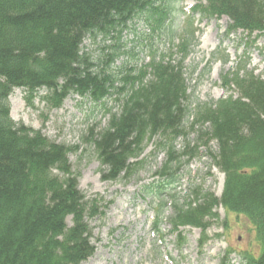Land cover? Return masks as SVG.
<instances>
[{
  "label": "trees",
  "instance_id": "16d2710c",
  "mask_svg": "<svg viewBox=\"0 0 264 264\" xmlns=\"http://www.w3.org/2000/svg\"><path fill=\"white\" fill-rule=\"evenodd\" d=\"M180 1L0 0V264H84L96 252L90 221L107 206L80 190V173L70 162L77 148L12 118L16 89L30 107L38 96L51 110L79 96L106 112L107 124L82 137L103 182H130L154 141L153 156L166 160L153 175L158 181L141 191L159 200L154 230L162 236L168 224L180 251L186 244L180 230H201L203 249L223 208L248 219L260 243L259 255L244 253L240 264H264V78L239 62L221 74L222 88L232 94L193 108L185 62L197 46L194 15L183 27L169 23ZM196 2L194 14L229 19L227 36L264 34V0ZM139 20L153 32L167 27L171 41L179 33L175 52L155 51L139 64L122 43ZM204 157L224 175L221 197L201 183L177 192L190 175L183 168ZM234 253L227 250L219 264H232Z\"/></svg>",
  "mask_w": 264,
  "mask_h": 264
},
{
  "label": "rangeland",
  "instance_id": "374dc122",
  "mask_svg": "<svg viewBox=\"0 0 264 264\" xmlns=\"http://www.w3.org/2000/svg\"><path fill=\"white\" fill-rule=\"evenodd\" d=\"M196 4V0H181L173 21L169 22L174 28L180 24L183 27L187 17L194 15L197 46L185 62L193 108L196 102L218 101L231 95L232 92L222 88L221 74L234 70L239 62H247L249 70L264 78V34L249 36L237 32L227 36L229 19L202 18L193 13ZM166 28L153 32L151 26L139 20L123 34L122 43L143 61L139 64H147L152 52H175L179 33L176 32L171 41L173 38ZM84 45L90 51L96 49L89 39ZM25 96L22 89H16L11 96L12 118L42 131L56 143L77 148L70 155V162L80 173V190L87 199H102L107 205L100 216L90 221L96 252L84 264H219L227 250L235 251L231 257L232 264H240L244 253L259 255L260 243L253 225L245 217L227 213L223 208L216 210L219 218L207 232L208 242L203 249L199 244L203 239L201 230L186 227L180 230L186 240L180 251L176 236H169L171 228L168 224L161 226L164 239L154 230L155 207L159 200L141 191L143 185L157 180L153 175L166 160L163 154L153 156L155 142L147 145L143 155L146 163L130 182H103L100 163L92 149L82 142V137L91 127L107 124L109 116L106 112L79 96L68 98L57 110L49 109L40 96L32 101L33 107H30ZM112 106L109 101L108 107ZM178 150L182 151L181 144ZM210 163L204 157L196 158L185 166L182 174L189 170L190 175L184 174L177 192L185 194L190 185L201 183L220 197L225 178L219 170L211 169ZM168 199L166 194L165 200ZM68 224L71 225L70 219Z\"/></svg>",
  "mask_w": 264,
  "mask_h": 264
},
{
  "label": "bare ground",
  "instance_id": "6f19581e",
  "mask_svg": "<svg viewBox=\"0 0 264 264\" xmlns=\"http://www.w3.org/2000/svg\"><path fill=\"white\" fill-rule=\"evenodd\" d=\"M11 99V98H10Z\"/></svg>",
  "mask_w": 264,
  "mask_h": 264
}]
</instances>
